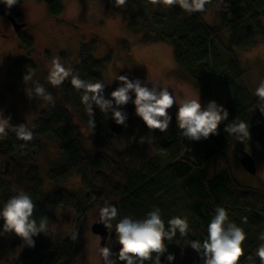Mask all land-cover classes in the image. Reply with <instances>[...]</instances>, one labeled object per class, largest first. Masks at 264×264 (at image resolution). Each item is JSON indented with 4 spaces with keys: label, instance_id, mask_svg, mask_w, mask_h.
Here are the masks:
<instances>
[{
    "label": "trees",
    "instance_id": "16d2710c",
    "mask_svg": "<svg viewBox=\"0 0 264 264\" xmlns=\"http://www.w3.org/2000/svg\"><path fill=\"white\" fill-rule=\"evenodd\" d=\"M62 1L44 0L50 17L61 15ZM87 1H102L106 10L116 9L111 0ZM228 3L230 8L223 11L219 28L205 24L200 18L201 13L189 16L180 8L174 10L177 21L166 25L167 16L164 13L145 18L139 11L129 17L122 11L116 12L129 32L141 34L142 42L169 44L176 70L196 85L203 99L210 101L215 91L229 92L230 100L225 106L229 111L228 122L235 117L249 122L251 140L248 144L252 151L260 152L264 149V130L252 124L249 112L256 106L257 98L239 84L244 71L232 54L235 49L253 47L258 37L264 41V0H228ZM149 27L157 32L153 33ZM222 33L227 34L228 45L222 39ZM18 38L19 48L31 52L32 38L24 33L18 34ZM94 46L91 41L80 48L73 69L81 78H104L103 72L111 55L94 59L91 56ZM33 67L29 59H21L11 64L8 74L22 79ZM61 89L63 97L55 99V107L48 104L35 120L36 138L32 142L21 147L24 142L17 140L12 133L6 140L0 141V207L18 189L32 195L37 205L35 218L39 220L41 216H47L49 222L54 220L53 212L60 206L69 209L79 219L93 205L103 206L106 199H110V203L120 210V216L131 214L135 218H143L153 206H157L162 209L165 221L175 215L187 216L190 221L192 232L189 237L177 236L174 243L168 246V251L176 256L174 263L183 264L188 254L193 256L190 264H203L199 262L198 254L188 247L187 240L205 238L207 224L215 207L220 205L227 208L230 218L248 233L246 254L254 256L261 243L258 234L264 232V193L242 187L233 177L228 157L219 143L220 140L224 142V138L211 136L196 142L187 140L179 135L175 112L167 132H149L135 115L131 103L125 108L129 115L127 128L117 125L110 114L95 109L96 127L93 131L80 95L73 89L70 80H66ZM112 90L109 86L106 96ZM72 110L77 113L80 124H76ZM135 125H141L143 136L154 137L152 143H147L154 151L152 157L139 143L121 153L111 150V155L99 151L93 142L89 147L84 144L81 127L89 131L96 141L109 146L113 139ZM47 137L58 143L61 153L57 165L48 169V179L59 184L77 176L80 190L68 191L56 186L44 192L39 165L35 160L39 156L41 142ZM244 217H247V223H242ZM2 225L0 220V227ZM71 235L55 244L41 233L33 238L34 248L24 247L18 237L11 235L13 243L10 248L20 251L11 264L44 260V264H69L82 243L80 235L76 241L71 239ZM3 238L0 237V242ZM114 246L113 250H116V238ZM162 262L167 264L164 257ZM242 264L251 262L242 258Z\"/></svg>",
    "mask_w": 264,
    "mask_h": 264
},
{
    "label": "rangeland",
    "instance_id": "374dc122",
    "mask_svg": "<svg viewBox=\"0 0 264 264\" xmlns=\"http://www.w3.org/2000/svg\"><path fill=\"white\" fill-rule=\"evenodd\" d=\"M144 1L129 0L125 8L115 7V10H106L105 2L102 1L64 0L62 1L61 15L50 17L44 0H19L18 5L8 11L14 17L15 22L23 24L20 33L32 38L33 49L31 52L19 48L18 34L20 33L14 31L10 20L0 16V109L4 111L5 115H11V123L16 125L26 122L31 127L35 125V120L48 105L42 99L31 96L30 90L33 81L43 84L55 99L63 97L61 86L53 87L47 81L50 62L53 57L60 56L67 67L74 68L80 48L91 41L95 45L91 53L94 59H102L107 54L111 55L103 76L113 89L116 87L114 81L117 80L118 76L129 73L142 79L149 78L153 84L169 86L175 94L182 95V89H187L193 93L199 92L194 83L176 70L169 44L142 42L141 34L129 32L120 16L117 15V10L122 11L127 17L136 14L138 11L145 18L157 13H164L167 16L165 25L177 21L174 17V10L179 8L178 6L168 9L164 6H152ZM222 13L223 11L209 7L206 13H201L200 18L208 26L219 28ZM149 30L153 33L157 32L153 27H149ZM226 36V33H222V39L228 45ZM122 43H124L123 48ZM232 56L239 60L241 69L244 71L239 79V84L255 97V88L260 80L264 79V41L258 37L253 47L244 50L235 49ZM21 59H29L33 62L34 67L22 79L10 77L8 68L12 63ZM29 76H31V80L28 79ZM200 96L202 103L206 104L208 101L203 99L201 93ZM211 100H215L225 107L229 103L230 94L226 90L215 91ZM72 112L75 114L76 124H80L77 113L74 110ZM174 112H176L175 107L171 110L172 114ZM249 112L252 124L258 125L264 130V115L260 113L259 109L255 110L254 107ZM227 123L229 122L225 121L219 126V135L215 136L224 138V142L217 139L228 157L233 177L242 187L264 193V149L260 152H254L247 141L244 144L238 142L234 136L224 131ZM81 131H83L86 147H89L93 142L99 151L101 150L108 155H111V150L121 153V151L137 143L131 137L135 136L136 141H138L139 137L144 135L141 125H135L113 139L108 146L96 141L90 132L83 127H81ZM41 143L39 156L35 162L39 165V175L43 181L44 192L46 193L56 186L68 191L80 190V179L77 176L59 184H54L48 179L46 173L51 166L57 165L61 159V153L58 150V143L49 137ZM143 147L149 157L154 155V151L149 148L147 143H144ZM239 148L253 155L256 165L254 174L247 173L236 162L234 153ZM100 207L93 205L79 219L64 206H60L53 212L54 220L49 222L48 239L59 244L64 237L73 232L82 237V243L78 247L73 261L69 264H100L98 253L100 238L91 232L93 223L98 221ZM113 225L115 224L113 223ZM108 236L104 245L114 248V227L108 230ZM12 243L13 240L10 236H5L1 240L0 264H11V261L18 256L20 251L17 248L11 249ZM192 259V255H185L183 264H190ZM44 263L45 260L41 262L32 261L30 264ZM173 264L175 263L173 262Z\"/></svg>",
    "mask_w": 264,
    "mask_h": 264
},
{
    "label": "clouds",
    "instance_id": "9594fccd",
    "mask_svg": "<svg viewBox=\"0 0 264 264\" xmlns=\"http://www.w3.org/2000/svg\"><path fill=\"white\" fill-rule=\"evenodd\" d=\"M152 6H164L171 9L178 6L185 14L206 13L208 8L217 11H227L230 8L228 0H147ZM19 0H0L9 11L17 6ZM112 6L127 7L129 0H111ZM31 80V76L28 77ZM66 80H70L73 89L79 93L81 104L89 115V126L94 131L96 127L95 109L101 113L110 114V118L117 125L128 127L129 118L125 108L132 104L135 115L139 117L149 132L165 133L169 130L173 116L171 110L176 108L175 123L179 135L189 141H201L219 135V126L228 121L229 111L222 104L210 100L202 103L200 93H193L182 89L183 94H175L169 86L153 84L149 78L132 76L129 73L119 75L116 87L106 96L109 83L106 78L85 79L71 67H67L60 56L52 58L47 81L53 87H60ZM31 96L40 98L55 107V98L43 84L33 81ZM257 98L255 110L259 109L264 115V79L255 88ZM11 115H5L0 109V141L6 140L10 133L24 143L26 147L36 138L35 125L26 122L12 124ZM224 131L245 143L251 140L250 123L239 118L232 119L224 127ZM134 142L141 145L152 143L154 137L140 136ZM36 203L32 195L23 189H18L14 195L0 207V237L15 235L24 247L34 248V237L39 234L48 235L49 219L41 216L37 220L34 216ZM98 222L106 229L114 227L118 248L103 245L98 249L100 264H163L162 257L167 264L176 260L174 253L168 251V246L179 238L187 239L192 232L187 216L175 215L165 221L162 209L153 206L143 218H135L128 214L120 216V210L106 199L98 210ZM113 221H116L113 225ZM247 223V217L242 218ZM78 234L73 232L71 239L76 241ZM261 241L253 254H246L245 244L248 233L230 218L229 210L217 205L207 224L206 236L203 240H187L188 247L193 249L203 264H242V258L251 264H264V232L258 234ZM165 254H167L165 256Z\"/></svg>",
    "mask_w": 264,
    "mask_h": 264
},
{
    "label": "water",
    "instance_id": "95a60500",
    "mask_svg": "<svg viewBox=\"0 0 264 264\" xmlns=\"http://www.w3.org/2000/svg\"><path fill=\"white\" fill-rule=\"evenodd\" d=\"M0 16L9 18L12 22V27L14 28V31L16 33L20 32V29H22L23 24L15 22L14 17L11 16L8 9L3 4H0ZM236 162L243 167V169L249 173L254 174L256 172V165L253 155L248 153L246 150L239 148L234 153ZM108 230L104 227L103 224L97 222H94L91 227V232L98 235L100 238V246H103L108 236Z\"/></svg>",
    "mask_w": 264,
    "mask_h": 264
},
{
    "label": "flooded vegetation",
    "instance_id": "af4514ba",
    "mask_svg": "<svg viewBox=\"0 0 264 264\" xmlns=\"http://www.w3.org/2000/svg\"><path fill=\"white\" fill-rule=\"evenodd\" d=\"M12 16V15H11ZM7 19V18H6ZM8 21L10 20L9 18L7 19ZM10 24H12V22H11V20H10ZM18 33H20V32H18Z\"/></svg>",
    "mask_w": 264,
    "mask_h": 264
}]
</instances>
